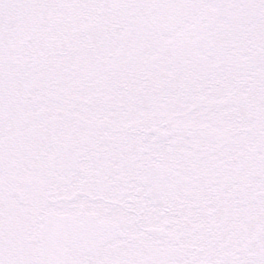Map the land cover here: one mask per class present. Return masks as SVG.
Returning a JSON list of instances; mask_svg holds the SVG:
<instances>
[{"label": "snow or ice", "instance_id": "obj_1", "mask_svg": "<svg viewBox=\"0 0 264 264\" xmlns=\"http://www.w3.org/2000/svg\"><path fill=\"white\" fill-rule=\"evenodd\" d=\"M0 264H264V0H0Z\"/></svg>", "mask_w": 264, "mask_h": 264}]
</instances>
